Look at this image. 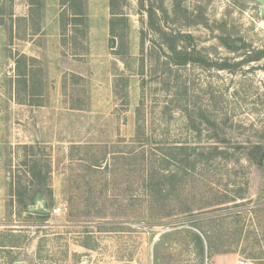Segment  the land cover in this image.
<instances>
[{
	"label": "rangeland",
	"instance_id": "1",
	"mask_svg": "<svg viewBox=\"0 0 264 264\" xmlns=\"http://www.w3.org/2000/svg\"><path fill=\"white\" fill-rule=\"evenodd\" d=\"M263 6L0 0V264H264Z\"/></svg>",
	"mask_w": 264,
	"mask_h": 264
},
{
	"label": "trees",
	"instance_id": "2",
	"mask_svg": "<svg viewBox=\"0 0 264 264\" xmlns=\"http://www.w3.org/2000/svg\"><path fill=\"white\" fill-rule=\"evenodd\" d=\"M172 51L174 52V51H176V46L175 45H173V47H172ZM177 55V54H176ZM24 57H26V56H24ZM32 59V58H31ZM176 61H179V62H184L185 60H187V58L186 59H180V58H178V59H175ZM17 61V67H19V58L16 60ZM221 66H225V65H221ZM34 176H37V175H40L41 174V170H38L36 173L34 172ZM39 183V182H38ZM41 184V183H40ZM21 185H22V183H21V181H19L18 182V186L19 187H21ZM13 190H14V192L17 190L16 188L14 189L13 188ZM23 197V194L21 193V192H18V196H17V201L18 202H20V204H21V201H24L25 200V197L24 198H22ZM27 204V203H26ZM26 204H25V206H26ZM27 207H29V206H27ZM29 211H31V212H33L32 210H31V208L29 207ZM36 214H38V215H42V216H45V215H48V213L47 212H36V211H34Z\"/></svg>",
	"mask_w": 264,
	"mask_h": 264
},
{
	"label": "water",
	"instance_id": "3",
	"mask_svg": "<svg viewBox=\"0 0 264 264\" xmlns=\"http://www.w3.org/2000/svg\"><path fill=\"white\" fill-rule=\"evenodd\" d=\"M264 5V0H260ZM263 13H264V6H263ZM34 206V205H33ZM36 211L44 212V209H35Z\"/></svg>",
	"mask_w": 264,
	"mask_h": 264
},
{
	"label": "built area",
	"instance_id": "4",
	"mask_svg": "<svg viewBox=\"0 0 264 264\" xmlns=\"http://www.w3.org/2000/svg\"><path fill=\"white\" fill-rule=\"evenodd\" d=\"M242 260H243V259H242ZM242 260H241V261H242ZM243 261H245V260H243Z\"/></svg>",
	"mask_w": 264,
	"mask_h": 264
}]
</instances>
